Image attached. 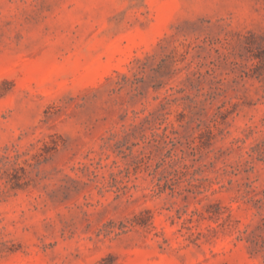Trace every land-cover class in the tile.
<instances>
[{
	"label": "rangeland",
	"instance_id": "1",
	"mask_svg": "<svg viewBox=\"0 0 264 264\" xmlns=\"http://www.w3.org/2000/svg\"><path fill=\"white\" fill-rule=\"evenodd\" d=\"M0 264H264V0H0Z\"/></svg>",
	"mask_w": 264,
	"mask_h": 264
}]
</instances>
